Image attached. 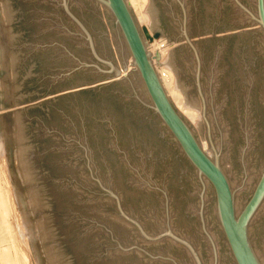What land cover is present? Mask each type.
<instances>
[{
	"label": "water",
	"instance_id": "water-1",
	"mask_svg": "<svg viewBox=\"0 0 264 264\" xmlns=\"http://www.w3.org/2000/svg\"><path fill=\"white\" fill-rule=\"evenodd\" d=\"M0 0V129L47 264H264V0Z\"/></svg>",
	"mask_w": 264,
	"mask_h": 264
},
{
	"label": "rangeland",
	"instance_id": "rangeland-1",
	"mask_svg": "<svg viewBox=\"0 0 264 264\" xmlns=\"http://www.w3.org/2000/svg\"><path fill=\"white\" fill-rule=\"evenodd\" d=\"M128 1V0H127ZM147 0H145L146 4ZM144 6L142 7V12ZM130 6V5H129ZM131 7V6H130ZM134 16L136 12L131 7ZM148 20V15H147ZM139 25V24H138ZM139 28L150 51L155 69L163 80L167 79L166 68L162 59L172 45L184 42L185 39L166 41L165 35L155 40L147 24L141 22ZM163 45V54L159 53ZM154 57V58H153ZM158 67V68H157ZM163 72H162V71ZM163 74V75H162ZM4 203L5 206L3 207ZM2 204V206H1ZM9 206V207H8ZM2 207V208H1ZM4 208V209H3ZM21 260V261H20ZM0 264H47L40 243L24 205L18 186L13 176L8 154L0 129Z\"/></svg>",
	"mask_w": 264,
	"mask_h": 264
},
{
	"label": "bare ground",
	"instance_id": "bare-ground-1",
	"mask_svg": "<svg viewBox=\"0 0 264 264\" xmlns=\"http://www.w3.org/2000/svg\"><path fill=\"white\" fill-rule=\"evenodd\" d=\"M145 0H128L127 3L128 5H130L134 11L136 12V21L137 23L140 25L141 22L147 24L148 20H147V15L145 13L142 12V7L144 6V3ZM130 7V8H131ZM132 10V9H131ZM133 12V11H132ZM145 12V11H144ZM134 14V13H133ZM162 38V37H160ZM158 38V39H160ZM158 39H155V40H158ZM145 40V39H144ZM169 42V41H167ZM145 46H146V41H145ZM162 47H164L163 45L160 46V48L158 49L161 53V55L164 53L163 52V49ZM146 49L148 50V48L146 47ZM152 50V49H151ZM150 50V51H151ZM149 51V50H148ZM151 53V52H150ZM152 54H150V57H151ZM154 58V57H153ZM151 59V58H150ZM165 66V65H164ZM166 68H162L164 69L163 71L166 72V75H167V79L163 80L161 78V76L159 77L160 79V82L165 90V93L166 95L169 97V99L171 100L172 104L174 105V107L180 111L181 114H183L186 119L191 123V124H194L195 121H196V112L194 109L192 108H189V107H183L182 106V95H181V92L174 88L171 84H172V80H173V74H172V71L167 67L165 66ZM155 68V66H154ZM158 68V67H157ZM156 70V69H155ZM162 71V70H161ZM162 71V72H163ZM157 72V71H156ZM163 75V74H162ZM159 76V75H158ZM5 204L7 203H4L3 207L5 208ZM2 206V204H1ZM9 207V206H8ZM2 208V207H1ZM3 208V209H4ZM7 208V207H6ZM21 261V260H20Z\"/></svg>",
	"mask_w": 264,
	"mask_h": 264
}]
</instances>
